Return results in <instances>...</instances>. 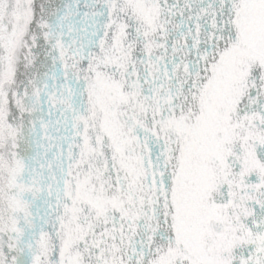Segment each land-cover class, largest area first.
<instances>
[{
    "label": "snow or ice",
    "instance_id": "6c2138e0",
    "mask_svg": "<svg viewBox=\"0 0 264 264\" xmlns=\"http://www.w3.org/2000/svg\"><path fill=\"white\" fill-rule=\"evenodd\" d=\"M0 264H264V0H0Z\"/></svg>",
    "mask_w": 264,
    "mask_h": 264
}]
</instances>
